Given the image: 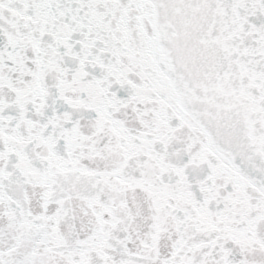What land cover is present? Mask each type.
Listing matches in <instances>:
<instances>
[{
    "label": "snow or ice",
    "instance_id": "1",
    "mask_svg": "<svg viewBox=\"0 0 264 264\" xmlns=\"http://www.w3.org/2000/svg\"><path fill=\"white\" fill-rule=\"evenodd\" d=\"M0 264H264V0H0Z\"/></svg>",
    "mask_w": 264,
    "mask_h": 264
}]
</instances>
